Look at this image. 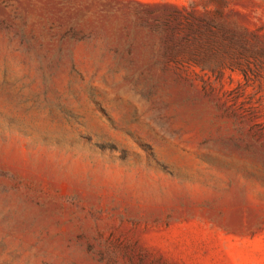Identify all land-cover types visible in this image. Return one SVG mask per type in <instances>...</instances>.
Here are the masks:
<instances>
[{
    "label": "rangeland",
    "instance_id": "374dc122",
    "mask_svg": "<svg viewBox=\"0 0 264 264\" xmlns=\"http://www.w3.org/2000/svg\"><path fill=\"white\" fill-rule=\"evenodd\" d=\"M0 264H264V0H0Z\"/></svg>",
    "mask_w": 264,
    "mask_h": 264
},
{
    "label": "trees",
    "instance_id": "16d2710c",
    "mask_svg": "<svg viewBox=\"0 0 264 264\" xmlns=\"http://www.w3.org/2000/svg\"><path fill=\"white\" fill-rule=\"evenodd\" d=\"M174 11L177 12V8H173ZM191 35H186L180 43L183 48L180 46V56L177 59V55L174 56V62L180 64H191L193 66L199 67L201 63H199L198 57L204 56L208 53H211L215 50L214 47V33H208V35L195 33L191 29L188 31ZM186 50L188 52L186 53ZM182 54V55H181Z\"/></svg>",
    "mask_w": 264,
    "mask_h": 264
}]
</instances>
